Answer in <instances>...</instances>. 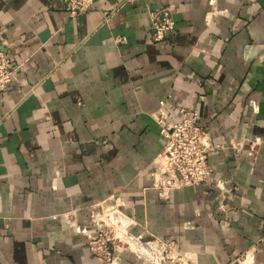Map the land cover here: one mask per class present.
I'll list each match as a JSON object with an SVG mask.
<instances>
[{
	"label": "crops",
	"instance_id": "crops-1",
	"mask_svg": "<svg viewBox=\"0 0 264 264\" xmlns=\"http://www.w3.org/2000/svg\"><path fill=\"white\" fill-rule=\"evenodd\" d=\"M165 7L177 33L157 42ZM0 50L16 67L0 91V264H102L86 233L108 204L192 264H264V0H95L77 17L0 0ZM161 100L172 120L197 111L216 145L210 182L168 200L150 188Z\"/></svg>",
	"mask_w": 264,
	"mask_h": 264
},
{
	"label": "built area",
	"instance_id": "built-area-1",
	"mask_svg": "<svg viewBox=\"0 0 264 264\" xmlns=\"http://www.w3.org/2000/svg\"><path fill=\"white\" fill-rule=\"evenodd\" d=\"M95 0H63L65 9L72 17L87 11ZM177 33L173 13L168 8L151 12V37L154 41L166 40ZM117 42L123 38L117 37ZM16 67L11 58L0 50V91L5 90L15 78ZM166 100L160 101L153 114L165 139L164 147L153 163L150 187L161 199L168 200L172 191L190 185L210 182L214 168L209 153L216 146L207 129L200 123L199 113L182 107L180 119L172 120L166 110ZM251 113H257L259 101H249ZM252 143L251 150H254ZM241 146V145H239ZM240 148V147H239ZM134 220L117 204L99 205L90 215L86 233L90 250L102 264H117L123 251H130L150 264H192L187 252L178 249L174 240L152 237L141 239L132 230ZM240 264H252L246 257Z\"/></svg>",
	"mask_w": 264,
	"mask_h": 264
},
{
	"label": "rangeland",
	"instance_id": "rangeland-1",
	"mask_svg": "<svg viewBox=\"0 0 264 264\" xmlns=\"http://www.w3.org/2000/svg\"><path fill=\"white\" fill-rule=\"evenodd\" d=\"M149 264H150V262L149 261H147Z\"/></svg>",
	"mask_w": 264,
	"mask_h": 264
}]
</instances>
